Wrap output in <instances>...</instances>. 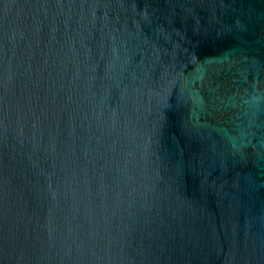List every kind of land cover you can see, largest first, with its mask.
<instances>
[{"label": "water", "instance_id": "obj_1", "mask_svg": "<svg viewBox=\"0 0 264 264\" xmlns=\"http://www.w3.org/2000/svg\"><path fill=\"white\" fill-rule=\"evenodd\" d=\"M0 264H264V0H0Z\"/></svg>", "mask_w": 264, "mask_h": 264}]
</instances>
